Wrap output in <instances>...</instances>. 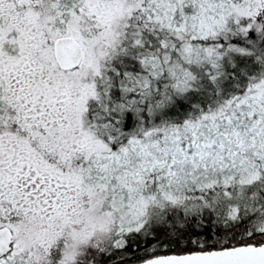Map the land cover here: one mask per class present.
Listing matches in <instances>:
<instances>
[{"label":"snow or ice","instance_id":"1","mask_svg":"<svg viewBox=\"0 0 264 264\" xmlns=\"http://www.w3.org/2000/svg\"><path fill=\"white\" fill-rule=\"evenodd\" d=\"M0 264H264V0H0Z\"/></svg>","mask_w":264,"mask_h":264}]
</instances>
